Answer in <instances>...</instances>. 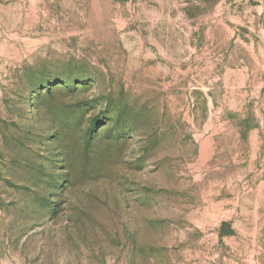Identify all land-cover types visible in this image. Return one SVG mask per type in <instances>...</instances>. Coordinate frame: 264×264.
I'll use <instances>...</instances> for the list:
<instances>
[{
	"label": "rangeland",
	"instance_id": "rangeland-1",
	"mask_svg": "<svg viewBox=\"0 0 264 264\" xmlns=\"http://www.w3.org/2000/svg\"><path fill=\"white\" fill-rule=\"evenodd\" d=\"M0 264H264V0H0Z\"/></svg>",
	"mask_w": 264,
	"mask_h": 264
}]
</instances>
